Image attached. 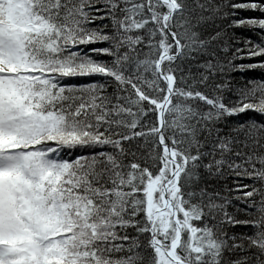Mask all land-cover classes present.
<instances>
[{
	"label": "snow or ice",
	"instance_id": "1",
	"mask_svg": "<svg viewBox=\"0 0 264 264\" xmlns=\"http://www.w3.org/2000/svg\"><path fill=\"white\" fill-rule=\"evenodd\" d=\"M0 264H264V0H0Z\"/></svg>",
	"mask_w": 264,
	"mask_h": 264
},
{
	"label": "trees",
	"instance_id": "2",
	"mask_svg": "<svg viewBox=\"0 0 264 264\" xmlns=\"http://www.w3.org/2000/svg\"><path fill=\"white\" fill-rule=\"evenodd\" d=\"M238 35H244V36H251L253 39H256V37L253 35V33L248 32V31H242V30H237ZM241 61H237V63H240ZM244 63H247L248 61H243ZM248 75L252 76H256L257 78H259V76L261 75L260 70H256L253 73H249ZM235 79L236 80H240V76L239 75H235Z\"/></svg>",
	"mask_w": 264,
	"mask_h": 264
}]
</instances>
